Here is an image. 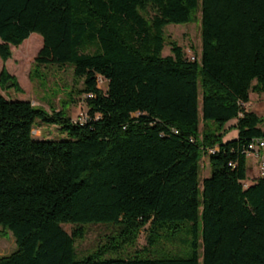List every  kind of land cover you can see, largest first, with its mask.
Listing matches in <instances>:
<instances>
[{
	"label": "trees",
	"instance_id": "16d2710c",
	"mask_svg": "<svg viewBox=\"0 0 264 264\" xmlns=\"http://www.w3.org/2000/svg\"><path fill=\"white\" fill-rule=\"evenodd\" d=\"M198 10L200 59L175 40L162 54L165 25ZM32 32L42 45L31 75L70 65L82 79L70 100L85 94L87 115L0 91V226L16 242L0 264H264V175L245 182L248 144L264 138V116L245 106L264 90V0H0L2 60ZM0 84L22 91L5 66ZM36 119L68 137L35 138ZM90 222L115 233L77 256ZM145 225L153 253L104 256ZM162 238L182 245L160 250Z\"/></svg>",
	"mask_w": 264,
	"mask_h": 264
},
{
	"label": "rangeland",
	"instance_id": "374dc122",
	"mask_svg": "<svg viewBox=\"0 0 264 264\" xmlns=\"http://www.w3.org/2000/svg\"><path fill=\"white\" fill-rule=\"evenodd\" d=\"M200 11L196 13V18L191 22L168 23L164 27L166 41L162 49V54L171 53V40H175L182 47V50L188 58L196 57L200 59L201 53V36H200ZM31 38H25L19 45H11V55L2 60L0 57V70L2 66L16 77L22 91L16 90L12 86H2L0 91L6 97L29 99L35 105L50 110L51 107L59 108L67 101L66 111L74 120H84L87 115V106L85 94L77 95L73 92V100H70L68 92L76 90L82 86V79L76 80L73 75L72 67L68 64L57 65L48 64L40 66L38 75H31L34 58L42 45V36L37 32L31 33ZM254 82V80H253ZM98 86L102 89L106 88L107 81L98 76ZM247 108L255 111L257 114L264 116V90H250ZM72 97V96H71ZM65 103V104H66ZM201 97L199 95V115L201 116ZM264 124H261V126ZM199 128H202L200 120ZM264 128V127H263ZM236 130V129H235ZM230 131V130H229ZM228 131V132H229ZM227 132V133H228ZM226 133V134H227ZM32 134L35 138H65L67 133L63 131L58 124L42 122L36 119L33 123ZM229 136H236L237 133ZM264 149V148H263ZM260 155L248 153L246 158L247 179L252 177L255 170L250 167L258 164L262 156L263 150L260 149ZM210 174V166L208 164V156L203 155L200 159V167L198 173L199 187H201L202 179ZM62 226L70 232L74 224L62 223ZM115 226L110 222H90L85 224V234L82 238L75 240V252L77 256H82L93 251L97 246L107 241V235L115 233ZM147 225L142 228L136 241L130 245L109 248L105 253V257H127L136 251H142V254L154 252V246H149L146 239ZM181 241L176 238L173 240L162 238L156 247L160 250H175L180 248ZM16 247L15 237L10 229H4L0 226V255L11 252ZM148 247V248H147ZM147 248V251H143Z\"/></svg>",
	"mask_w": 264,
	"mask_h": 264
},
{
	"label": "built area",
	"instance_id": "2783aa9c",
	"mask_svg": "<svg viewBox=\"0 0 264 264\" xmlns=\"http://www.w3.org/2000/svg\"><path fill=\"white\" fill-rule=\"evenodd\" d=\"M264 148V138H255L248 144L247 154L255 153V156H259L260 149ZM259 172L264 175V156L259 161Z\"/></svg>",
	"mask_w": 264,
	"mask_h": 264
},
{
	"label": "crops",
	"instance_id": "0c3cea01",
	"mask_svg": "<svg viewBox=\"0 0 264 264\" xmlns=\"http://www.w3.org/2000/svg\"><path fill=\"white\" fill-rule=\"evenodd\" d=\"M249 96H250V93H249ZM246 105H247V102L245 103V106H246ZM246 107H247V106H246ZM235 121H236L235 118L230 119L229 121H227V122L225 123V126H228V125H230V124H234ZM262 127H264V126L262 125ZM228 133H229L230 135H233V134L237 133V129L235 130V128H233V129H231ZM228 133L225 134V135L223 136V139H224V140L234 137V136H232V137L229 136ZM261 149L263 150V152H262V156H261V157H263V156H264V149H263V148H261ZM259 153H260V152H259ZM247 156H248V154L246 155V158H247ZM260 159H261V158H260ZM260 159H259V161H260ZM259 161H258V164H257V165H256V164L251 165L250 169H251V170H255V172L252 174V177H251L250 179L245 178V182H246V184H249L250 182H252V180L260 174V172H259Z\"/></svg>",
	"mask_w": 264,
	"mask_h": 264
}]
</instances>
